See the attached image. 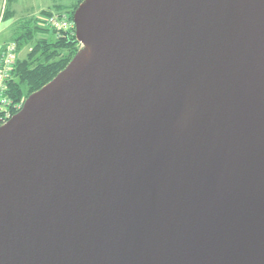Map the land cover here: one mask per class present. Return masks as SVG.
<instances>
[{"label":"water","instance_id":"water-1","mask_svg":"<svg viewBox=\"0 0 264 264\" xmlns=\"http://www.w3.org/2000/svg\"><path fill=\"white\" fill-rule=\"evenodd\" d=\"M73 23L0 125V264H264V0H82Z\"/></svg>","mask_w":264,"mask_h":264},{"label":"trees","instance_id":"trees-1","mask_svg":"<svg viewBox=\"0 0 264 264\" xmlns=\"http://www.w3.org/2000/svg\"><path fill=\"white\" fill-rule=\"evenodd\" d=\"M6 6L3 10L4 21L11 18L12 12ZM82 0L73 4L54 5L41 9L39 15H26L13 22L10 39L17 45L18 52L24 46L30 50L22 58H18L14 79L12 82L13 95L26 98L50 81L62 70L75 55L80 47L75 38L74 27L67 30H57L40 24V18L57 11L65 13L73 21V12ZM56 12V13H57Z\"/></svg>","mask_w":264,"mask_h":264},{"label":"built area","instance_id":"built-area-1","mask_svg":"<svg viewBox=\"0 0 264 264\" xmlns=\"http://www.w3.org/2000/svg\"><path fill=\"white\" fill-rule=\"evenodd\" d=\"M3 11L0 12V24ZM40 24L57 30L74 27L72 20L65 13H52L40 18ZM16 43L9 39L0 43V125L7 122L23 106L24 97H15L12 90L15 65L18 59Z\"/></svg>","mask_w":264,"mask_h":264},{"label":"rangeland","instance_id":"rangeland-1","mask_svg":"<svg viewBox=\"0 0 264 264\" xmlns=\"http://www.w3.org/2000/svg\"><path fill=\"white\" fill-rule=\"evenodd\" d=\"M76 1L78 0H9L7 2V7L12 12V16L5 21L2 19L0 24V43L10 39L13 22L19 17L31 14L40 16V8L51 6L53 3H63L68 5L73 4ZM4 6H6V0H0V12L3 10L2 7ZM30 48V46H24L18 52V58L24 57Z\"/></svg>","mask_w":264,"mask_h":264},{"label":"crops","instance_id":"crops-1","mask_svg":"<svg viewBox=\"0 0 264 264\" xmlns=\"http://www.w3.org/2000/svg\"><path fill=\"white\" fill-rule=\"evenodd\" d=\"M54 5H63V6H67V5H65V4H63V3H53L51 6H47V7L40 8V10H41V9H45V8L52 7V6H54ZM4 7H5V6H4ZM4 7H2L3 10H4ZM3 10H2V11H3Z\"/></svg>","mask_w":264,"mask_h":264}]
</instances>
